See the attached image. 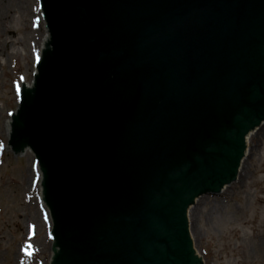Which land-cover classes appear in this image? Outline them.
Returning a JSON list of instances; mask_svg holds the SVG:
<instances>
[{"label": "water", "instance_id": "water-1", "mask_svg": "<svg viewBox=\"0 0 264 264\" xmlns=\"http://www.w3.org/2000/svg\"><path fill=\"white\" fill-rule=\"evenodd\" d=\"M35 1L51 50L1 149L44 167L52 264H198L185 210L264 121V0Z\"/></svg>", "mask_w": 264, "mask_h": 264}, {"label": "rangeland", "instance_id": "rangeland-1", "mask_svg": "<svg viewBox=\"0 0 264 264\" xmlns=\"http://www.w3.org/2000/svg\"><path fill=\"white\" fill-rule=\"evenodd\" d=\"M37 3L0 0V264H52L49 213L32 152L1 149L7 147V119L17 110L15 87L32 83V64L41 55L45 21ZM258 125L243 145V164L234 160V181L218 185V195L196 198L187 210L192 255L197 258L196 250L204 264H264V121Z\"/></svg>", "mask_w": 264, "mask_h": 264}, {"label": "bare ground", "instance_id": "bare-ground-1", "mask_svg": "<svg viewBox=\"0 0 264 264\" xmlns=\"http://www.w3.org/2000/svg\"><path fill=\"white\" fill-rule=\"evenodd\" d=\"M258 127H259V125H258ZM258 129V128H257ZM256 131V129L255 130H253L252 132H247L248 134H246L245 135V137H244V139H243V143L245 144V148H247L248 147V144L250 143V140H251V137L254 135V132ZM263 134H264V128L261 130V135L263 136ZM260 135V136H261ZM240 139V138H239ZM242 142V141H241ZM247 152V149L245 150L244 149V155L241 157V159H240V161H239V164L240 165H242L243 164V160H244V157H245V153ZM32 184V183H31ZM187 209H190V207L189 208H186V210H185V213H184V216L186 215L187 216V213H188V211H187ZM262 239H263V244L261 245V247H262V249H261V255H262V257H264V233L262 234ZM192 248H193V246H192Z\"/></svg>", "mask_w": 264, "mask_h": 264}]
</instances>
